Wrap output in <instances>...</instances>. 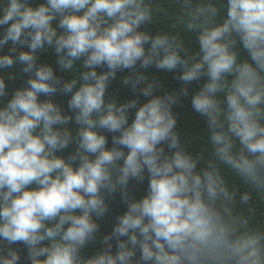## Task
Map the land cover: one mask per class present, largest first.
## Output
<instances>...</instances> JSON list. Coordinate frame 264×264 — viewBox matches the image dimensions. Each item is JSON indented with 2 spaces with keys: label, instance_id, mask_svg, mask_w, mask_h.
I'll return each mask as SVG.
<instances>
[{
  "label": "clouds",
  "instance_id": "clouds-1",
  "mask_svg": "<svg viewBox=\"0 0 264 264\" xmlns=\"http://www.w3.org/2000/svg\"><path fill=\"white\" fill-rule=\"evenodd\" d=\"M161 15L171 22L141 30ZM9 42L0 264H20L16 244L30 264H264V0H0V51ZM48 49L64 70L78 63L83 83L39 63ZM15 65L32 78L9 93ZM149 67L179 70L180 91L154 95ZM125 70L139 95L118 104L106 91ZM190 91L208 134L195 154L172 110ZM57 93L70 94L67 111L39 99ZM145 171L136 199L129 184ZM114 193L126 211L100 239Z\"/></svg>",
  "mask_w": 264,
  "mask_h": 264
},
{
  "label": "trees",
  "instance_id": "trees-1",
  "mask_svg": "<svg viewBox=\"0 0 264 264\" xmlns=\"http://www.w3.org/2000/svg\"><path fill=\"white\" fill-rule=\"evenodd\" d=\"M44 0H29L30 6H37L39 3H43ZM171 21L165 18L164 16H158L156 22H150L146 23L141 26V30L147 31L150 34H155V32L165 27L167 24H169ZM54 27H56V24L54 22ZM57 31H60L57 29ZM9 44L5 45L3 51H0V55L7 54V48L10 47ZM20 50L27 51V48H22ZM39 51V50H38ZM39 63L41 64H47L51 67H53L54 72L61 76L65 80L69 79H75L77 81V86L79 84L83 83L79 79V64H74L73 68L70 70H64L60 68L59 65L56 64V56L53 52V50L48 49L45 52L39 53ZM106 70V69H104ZM10 75H12L13 79L8 80L6 79V91L11 93L12 91L22 88L25 86V82L27 79L32 78L27 74H24L22 72V66L21 65H15L10 70H5ZM97 71H102V69H97ZM128 70H125L123 72H118L117 76L114 80L110 81L109 87L106 91V96L109 98H115L117 103H124L128 102L132 99L137 98L139 95L133 94L131 91V85H123L121 83L124 76H127ZM146 75H148L149 79L155 78L156 81L159 82V87L154 92V95H163L166 92H179L181 88V84L173 79L174 76L179 75V70H177L174 73H168V72H161L154 68L149 67L146 72ZM195 87V85H193ZM40 100H52L55 103H59L62 107L65 108L67 111V101L70 99V94H53V95H44L41 94L39 96ZM140 102H145V98L142 96L139 97ZM191 91L189 92V95L187 97H181L178 103L173 107V113L177 116V126L175 131L178 134L180 143L186 147L189 151L193 152L195 154L198 152L202 147L205 146V142L207 141V131L205 129V125L203 121L198 117V115L192 110L191 104ZM134 112L135 109L129 110V123H131V120L134 118ZM106 138L108 140V144L106 147H111V135L105 134ZM167 150V149H166ZM145 180L142 183H138L136 181H132L129 184V191L133 195L134 198L139 199L142 196L146 194L147 189V172L145 171ZM106 202L109 205L108 211L105 214L103 218H101L98 223L100 225L99 233H100V239L103 238L104 235L108 234L112 228L115 226L116 223V217L118 215L123 214L124 211H126V206L124 203H122V199L119 193H114L111 196H107L106 194ZM114 244V242H113ZM98 246V245H97ZM14 250L18 251V254L21 256L20 264H30V262L26 261L27 256V250L24 248L22 244H16L11 246ZM115 249L113 248V251ZM91 251V245L88 249L84 250L85 254L87 252Z\"/></svg>",
  "mask_w": 264,
  "mask_h": 264
}]
</instances>
